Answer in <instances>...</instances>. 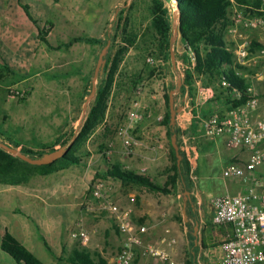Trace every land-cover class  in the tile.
Wrapping results in <instances>:
<instances>
[{"label":"crops","instance_id":"crops-1","mask_svg":"<svg viewBox=\"0 0 264 264\" xmlns=\"http://www.w3.org/2000/svg\"><path fill=\"white\" fill-rule=\"evenodd\" d=\"M239 1L244 3V0ZM55 2L57 0H30V2L28 0H0V36L7 33L9 37L24 39L27 43L26 54L22 56L24 60L19 66L24 70L17 73L30 74L31 76L43 73L45 57H40L36 53L39 46L43 44L39 38V28H43L41 17L46 13L45 11L53 8ZM39 3H42L46 9L39 8ZM260 7L264 9V2ZM36 9L40 12L39 18H35L37 14L35 17L33 15ZM39 20L42 24H37ZM46 20L49 19L46 18ZM239 31L241 36L231 38L235 46L244 40H247L251 46L252 41L256 40L262 44V48L264 47V32L246 28L243 25L239 26ZM6 40V37H0V41L6 42ZM28 51L31 52V55L28 54ZM256 52L254 51L253 54ZM10 55L11 50L8 47L1 48L0 60L12 68L18 67L11 62ZM256 55L250 56L246 64L240 65L243 68L239 69V73L244 77L247 74L252 76L263 73L261 78L255 76L246 78L259 96L264 99V55L259 58ZM183 68L184 72L180 80L187 83L185 64H183ZM149 75L151 77L146 80L147 88L145 84L140 97L141 111L145 113V118L135 125L130 135L139 143L131 147L130 153L125 138L116 134L115 137L106 138V141L103 142L109 144V148L101 150L99 147L96 151H91L89 148L91 155L80 164L48 175L37 174L26 183L0 182V264H24L2 248V240L7 232L15 236L45 264H72L77 251L86 252L90 256L87 259L93 263L103 264L100 263L103 261L105 264H115L124 238L115 223L114 215L106 208L102 199H98L92 194L91 185L96 178L107 180L112 199L123 208L130 207L135 223L138 226L147 227V232L143 235L145 241L164 246L173 256L181 257L183 255L182 251L187 246V241L182 236V229L186 230L188 226L184 224L182 227L183 224L177 220L175 209L171 205V195L180 197L176 190L173 193L164 194L150 191L144 186L124 184L120 179L111 176L97 177V173H105L112 164L116 163L137 174L150 176L155 182L165 184L167 173L162 182L157 176L159 174L161 176L163 173L160 171L171 165L170 147H164V143L168 140L167 127L162 123V120L157 121L159 116L156 120L152 107L148 106L149 100L160 95L162 89L165 90V78H159L156 70H153V73ZM149 83H152L151 86L158 91L157 94L148 93ZM160 85L162 86L159 91ZM197 109V112L200 111L203 114L212 111L226 113L230 107L218 95L215 100L203 103ZM263 115L264 100L253 112V118ZM10 118L4 125L5 133H0L4 139L12 137L11 133L7 134L8 122L11 124ZM135 129L139 131L133 133ZM78 133L79 130L74 136L77 137ZM189 134L199 150L201 141L205 139L213 141L214 146L220 147V153L224 149L225 154L228 155L226 165L231 162L245 164L249 160L251 151L246 147H226L224 145L225 148L222 149L220 140L224 139L225 143V137H206L198 128L196 132H189ZM261 169L264 168L258 167L257 172L263 173ZM231 180H234L231 185L234 189L233 192H229L243 193L246 191L247 184L242 177ZM133 195L135 196L134 202L131 201ZM165 195H169V197H165ZM200 200L203 201V198ZM202 204L204 203L202 202ZM202 204L197 202V211H201ZM208 206L210 209L209 218L206 217L205 223L213 222L212 200ZM66 209L68 215L70 214L69 221L65 220ZM201 220L203 221V219ZM76 226L85 228L89 233V240L86 243L81 238L72 236V231L77 229ZM169 238H175L176 242L168 245L164 240ZM45 241L51 250L47 248ZM207 250L214 252V257L217 260L221 257V251L217 249V246ZM134 264L165 263L152 257L139 256Z\"/></svg>","mask_w":264,"mask_h":264},{"label":"rangeland","instance_id":"rangeland-1","mask_svg":"<svg viewBox=\"0 0 264 264\" xmlns=\"http://www.w3.org/2000/svg\"><path fill=\"white\" fill-rule=\"evenodd\" d=\"M28 1L30 2V0ZM166 5L174 19V7L167 1ZM38 7L46 9L42 3H39ZM35 11L34 17L37 14L35 18H39L40 12L37 9ZM45 12L41 17L43 24L40 20L37 24H42V27L49 30L47 38L53 46L58 47L63 43H67L75 36L98 37L102 42L98 44L77 42L70 47L62 46L58 49L50 48L43 42L36 50L38 56L45 57L44 66L42 67L43 73L39 75L32 74V76L30 74L21 75L23 79L17 83L0 84L1 108L11 116V124L8 122L7 126V134L11 133L13 142L20 145L19 150L24 145L31 147L34 151H40L42 144H51L58 138H62L63 142L68 141V145L72 142L74 135L86 120L99 86L105 78V72H103L94 79L100 55L108 43L110 44L106 56L109 52L113 54L116 52L121 45V37L117 34L118 31H122L121 28L125 26V22L130 26V29L142 33V36L139 45L129 50L121 64L122 72L125 73L123 81L117 85L110 100V108L105 123L93 134L89 142V148L91 151H96L99 145L106 141L104 136L106 130L113 138L119 129L126 125L128 111L135 98L136 90L142 82L145 81L146 84V80L151 77L149 74L152 70L155 71L159 68L148 62L149 56H154L157 59L161 56L164 58L163 63L160 64V68L163 70L157 74L159 78H165V90H161L162 85H160L159 91L161 90V94L149 100L148 103V106L153 109L156 120L158 116H162L163 119L167 110L165 94L177 90L184 72V63L180 59L183 45L180 32L175 36L173 27L171 48L162 55L154 54L153 51H157L156 47L150 44L148 38L144 37L146 29L152 23L149 0H57L53 8ZM46 18L49 20H46ZM4 35L1 34L0 37H6L7 40L6 42L0 41V50L2 47H8L11 50V62L18 66L14 70L22 72L24 69L19 68V66L24 60L22 56L26 54L25 46L27 43L24 39L9 37L7 33H4ZM172 50L176 54V67L172 61ZM28 54L31 55V52L28 51ZM74 71H81L82 74H76ZM137 73H141L143 77L133 88L131 78ZM151 84H148V87L150 86L148 93L157 94L158 91ZM94 85L95 95L88 102ZM183 86L188 90L187 83L181 81V88L175 93L177 97L175 105L181 107L176 116V125L181 132V142L185 150L183 135L188 133L190 126L178 125L177 117L179 116V121L187 117V112L192 106V100L189 99L186 93L182 92ZM22 97L25 99H22ZM183 107H186L185 111H182ZM136 131L139 130L135 129L133 133H136ZM0 138L5 141L1 134ZM203 141L207 140L201 141V149H198V159L193 166L191 165L192 190L190 191L191 197L197 198L196 194L192 192H198V196L203 198L204 204L201 206V211H198L200 218L203 219V221L200 219L202 224L205 223L206 217L209 218L208 203L213 197L236 194L231 193L234 189L233 186L231 187L234 180H231L232 178L227 179L222 174L228 158L223 149L225 148L224 145L228 147L227 143H224V139L221 138L220 145L223 146V150L220 153V147L217 146H213L210 150H204ZM63 142L59 143L56 148L68 146L64 145ZM109 147L108 144L107 148ZM164 147H170L169 138L164 143ZM261 170L264 173V169ZM160 172L164 176L159 174L157 177L162 182L166 178V171L163 169ZM185 191L179 186L176 192L180 197L170 196L175 215H183L182 210L186 201ZM165 197H169V195H165ZM65 212V220L69 221L70 214L68 215L67 209ZM182 227H184V224ZM76 228L78 230L79 227L76 226ZM193 233L194 231L188 227L186 230L182 229V236L187 241V246L183 249L181 257L171 255L176 264H187V260L190 258L191 234ZM217 249L219 250V246H217ZM217 261L214 252L200 249L198 264H217ZM164 263L168 264L167 262Z\"/></svg>","mask_w":264,"mask_h":264},{"label":"trees","instance_id":"trees-1","mask_svg":"<svg viewBox=\"0 0 264 264\" xmlns=\"http://www.w3.org/2000/svg\"><path fill=\"white\" fill-rule=\"evenodd\" d=\"M166 1L176 3L181 14L179 17V32L181 36V43L183 51L180 59L186 65L185 76L187 80L188 90L182 87V92L186 93L189 99L193 100L197 87L196 83L199 81L203 85H214L220 99L228 104L232 102L233 106H240L246 102L249 95L244 93L240 98L234 97V91L240 89L247 91L250 81L240 75L239 69L243 67L237 65L234 53V41L227 36L226 29L230 25V1L229 0H149V12L152 23L146 29L144 37L148 38L150 44L156 47L157 51L154 54H164L165 51L171 48L173 36V17L170 14ZM243 1V0H242ZM244 3L252 4L259 8L263 0H244ZM253 14H263L262 11L249 9ZM117 36L121 37V45L113 54L109 52L106 56L105 78L101 82L97 91L96 97L91 104L88 116L82 124L77 137L69 150L58 160L44 165L31 164L24 161L18 156L6 151L0 147V182L18 184L26 183L31 177L39 175H48L63 169H67L73 165L82 163V161L91 155L89 149V142L98 128H100L106 120L108 110L110 108V100L114 95L116 87L123 81L125 73L122 72L121 64L125 60L126 54L133 47L139 45L142 33L137 30L130 29V26L125 22V26L121 28ZM48 29L39 28V38L50 48H60L62 46L70 47L77 42H87L91 44L101 43V39L92 36H75L67 43L55 47L53 46L47 36ZM252 51H258L262 48V44L256 40L251 43ZM194 56V61L192 60ZM76 74H82L81 71H74ZM153 73V70L152 72ZM22 74L17 73L9 64L0 60V84L10 85L21 81ZM133 88L142 79L143 75L137 73L132 76ZM226 81L227 86L223 84ZM88 90V89H86ZM11 92V91H10ZM88 93V91H87ZM20 97V95H18ZM22 99H25L22 97ZM167 110L162 119V123L167 127V134L170 145L171 165L165 171L167 173V180L165 184H160L153 181L150 176L140 175L134 171L125 169L120 164H112L109 169L101 174L97 173V177L111 176L120 179L124 184H134L137 186L147 187L150 191L170 194L181 186L185 190H192V171L191 164L188 160L185 150L181 142V132L177 125L173 126L170 123L171 112L169 107V93L165 94ZM10 118L0 104V133L4 134V125ZM197 125L190 127L189 132H196ZM109 132V131H108ZM177 133L180 152L183 159L178 164V157L175 148L172 145L171 138ZM110 133H104V136L110 139ZM107 139V140H108ZM62 138H58L55 142L49 144H42L40 151H34L31 147L22 146L21 151L27 155L37 158L43 154L56 150V145L63 142ZM5 141L18 148L20 145L13 142L10 137H6ZM68 145V141L63 142ZM206 149H211L215 144L213 141L202 142ZM101 150L107 148V144L99 145ZM237 163V162H231ZM229 163V164H231ZM228 165V164H227ZM90 191V190H89ZM197 200L194 196L188 201V215L189 221L184 222L182 214L177 215V220L188 226L190 230L194 231V224L199 223L200 234L202 240L191 234V251L190 258L187 264H198V256L200 249L207 250L210 247L221 245L223 237H232L233 230L231 225L216 226L213 222L208 221L205 224L200 222V214L197 211ZM45 244L51 250L48 243ZM2 248L11 254L17 261L24 264H45L35 254H33L25 245H23L15 236L7 232L2 240ZM90 256L84 251H77L75 253L72 264H99L88 260ZM105 264V262L100 261Z\"/></svg>","mask_w":264,"mask_h":264},{"label":"built area","instance_id":"built-area-1","mask_svg":"<svg viewBox=\"0 0 264 264\" xmlns=\"http://www.w3.org/2000/svg\"><path fill=\"white\" fill-rule=\"evenodd\" d=\"M230 1V25L226 29L229 38H236L240 35L239 26L255 29L264 32V14H253L249 9L264 11L263 8H256L247 3H240L239 0ZM264 2V0H263ZM235 59L237 65L247 63L250 56L264 55V47L253 54L250 43L247 40L240 42L234 47ZM194 56L192 60L194 61ZM164 58L158 59L154 56L148 57V62L157 66V73L163 69L160 64ZM263 73L250 75L246 77L261 78ZM228 85L226 81L223 82ZM145 81L136 90L131 108L128 111V120L123 128H120L117 135L124 137L128 152L131 147L139 143L137 139L132 138L131 131L135 125L144 120L145 113L141 111L140 97L144 91ZM197 91L192 106L187 112V117L179 121L178 125L196 124L200 132L210 138L225 137L228 147H246L251 151L249 160L245 164L231 163L226 165L222 174L227 179L242 177L246 184V191L243 193L218 195L212 198L213 217L212 221L216 226L231 225L233 230L232 237H223L219 251L221 257L217 264H264V173L257 172V168H264V115L253 118V112L261 105L262 97L256 92L252 85H249L247 91L240 89L234 91V97L240 98L244 93L249 97L245 103L240 106L232 107L226 113L212 111L208 113L197 112L201 104L210 100H215L218 96L214 85H203L196 83ZM188 88V85H187ZM186 107L182 108L185 111ZM162 119V116H159ZM185 152L193 166L198 159V147L192 136L187 133L183 135ZM145 170V168H142ZM110 185L103 178H96L91 185L92 194L102 199L106 208L114 215L115 223L123 235L124 241L121 250L118 253L115 264H134L139 256L152 257L168 264H176L170 251L161 245H155L144 240L143 235L147 232V227L137 225L132 217L130 207H121L116 203L110 193ZM196 200L202 204L198 192ZM131 201H135V196H131ZM72 236L81 238L84 243L89 240V233L85 228L79 227L72 231ZM175 238L164 240L171 245Z\"/></svg>","mask_w":264,"mask_h":264},{"label":"water","instance_id":"water-1","mask_svg":"<svg viewBox=\"0 0 264 264\" xmlns=\"http://www.w3.org/2000/svg\"><path fill=\"white\" fill-rule=\"evenodd\" d=\"M167 2L170 5H172L174 7V9H175L174 19H173V27H174L175 36H176V34L179 32V17H180V14H181V10H180L179 6L176 3H172L171 1H167ZM172 41H173V37H172ZM109 44L110 43H108L106 45V47L104 48L102 54L100 55L99 63H98L97 69H96V75H95L94 79H96L99 75L103 74V72H104V67H105V64H106V52H107ZM171 55H172L173 65L176 67V54H175L174 50L171 51ZM180 88H181V80H180L179 87L177 88V90H180ZM176 91L173 90L169 94V98H170L169 107H170V112H171L170 123L173 126L176 125V116H177V113L181 110V107H176V105H175L176 99H177V97L175 95ZM94 95H95V85H94L92 93L90 94V97L88 98L89 99L88 102L91 100V98ZM75 136L73 137L72 142L68 146H62L60 148H56V150H54L52 152L45 153V154H43V156L37 157V158H33V157L27 155L26 153L22 152L18 148L6 143L1 138H0V147H2L6 151L12 153L15 156L20 157L24 161H27V162H29L31 164L44 165V164H50V163L58 160L59 158H61L69 150V148L71 147V145L75 141V139H76ZM171 142H172L173 147L175 148L176 155L178 157V164H180L182 159H183V155L180 152V145H179V142H178L177 133H175L172 136ZM185 199H186V201L184 202V207H183L182 212H183L184 221L187 223L189 221V215H188V211H187L188 210V201L191 199V192L189 190L185 191ZM199 229H200V225L197 222L195 224V226H194V235L197 237V239L202 240V236L199 233Z\"/></svg>","mask_w":264,"mask_h":264}]
</instances>
